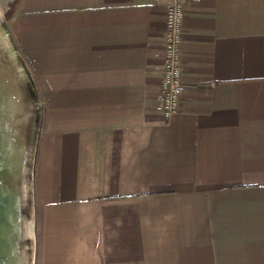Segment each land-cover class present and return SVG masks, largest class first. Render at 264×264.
I'll list each match as a JSON object with an SVG mask.
<instances>
[{
    "label": "crops",
    "instance_id": "0c3cea01",
    "mask_svg": "<svg viewBox=\"0 0 264 264\" xmlns=\"http://www.w3.org/2000/svg\"><path fill=\"white\" fill-rule=\"evenodd\" d=\"M164 118L165 0H12L42 97L36 264H264V0H184Z\"/></svg>",
    "mask_w": 264,
    "mask_h": 264
},
{
    "label": "water",
    "instance_id": "95a60500",
    "mask_svg": "<svg viewBox=\"0 0 264 264\" xmlns=\"http://www.w3.org/2000/svg\"><path fill=\"white\" fill-rule=\"evenodd\" d=\"M2 27H5L2 24ZM0 131L4 128L8 120L17 114H23L25 117L19 121L13 122L17 126L20 135L18 147L15 151L16 162L13 167L7 158L11 155L8 146L1 144L0 156V177L6 173H12L14 179L10 181L14 191H9L7 183L0 184V214L3 211V196L13 195L14 206L17 210V230L10 236H5V240L0 242V264H30L31 246L30 238L24 237L21 233V212L30 217L31 210V159L33 156V148L36 140L37 129L40 121V104L38 94L34 86L31 74L26 67L23 59L15 52L14 46L5 34L0 33ZM18 107V109L16 108ZM21 133L24 135L21 137ZM0 140L4 143L6 140L0 136ZM33 143L32 152L27 145ZM28 149V151H27ZM28 157L26 159V153ZM31 152V159H30ZM10 192V193H8ZM1 220V219H0ZM2 230L0 231V235ZM22 246L24 251V259H22ZM26 252V253H25Z\"/></svg>",
    "mask_w": 264,
    "mask_h": 264
},
{
    "label": "rangeland",
    "instance_id": "374dc122",
    "mask_svg": "<svg viewBox=\"0 0 264 264\" xmlns=\"http://www.w3.org/2000/svg\"><path fill=\"white\" fill-rule=\"evenodd\" d=\"M12 3V0H0V33L5 34L6 37L9 36L13 46H14V50L15 52L23 59L26 67L28 68L32 80L34 82V86L36 88L37 94H38V100H39V104H40V121H39V126L37 129V135H36V140L34 143V148H33V156L31 159V210H30V217L32 219V240L30 239L31 244V264H36V258H37V251H38V230L35 228L36 225V221L39 218V207L37 206L35 200H34V186H35V161H36V154H37V148H38V140H39V136H40V126H41V117H42V104H43V100L42 97L40 96L39 93V89L37 86V83L35 82L34 76L32 74V71L30 69V65L29 63L26 61V59H24L20 53L18 52V50H16L15 48V44L14 41L11 37V35L8 32V19L12 10V7L10 6V4ZM2 24H4L5 27H2ZM1 75V74H0ZM1 97V96H0ZM1 99V98H0ZM18 109V107H16ZM25 117V115L23 114H17L11 117L10 120L7 121V123L5 124L4 128L7 127L6 129L0 131V136H2V138H4L6 141L4 143H2V141L0 140V145H6L8 146V150L9 153L11 154L8 158L7 161H9V163L11 164V167L14 166L15 162H16V157H15V151L16 148L18 147V140H19V135L20 132L17 129L18 125L15 126L13 124L14 121L16 120H20L21 118ZM24 136L21 133V137ZM1 150H3V146H0V156H1ZM14 175H12V173H6L5 175L0 177V184L1 183H7L8 185V189L9 191H14V188L11 187V183L10 181H12L14 178ZM10 193V192H8ZM7 193H4L3 196H5V200H4V204H3V211L0 214V231L2 230V233L0 235V242L2 243V241H4L6 238L5 236H10V234L15 233L16 232V228H17V220H16V213L17 210L14 206V199L11 198L13 197V195L8 196L6 195ZM11 194V193H10ZM23 212H21V215L23 216Z\"/></svg>",
    "mask_w": 264,
    "mask_h": 264
},
{
    "label": "built area",
    "instance_id": "2783aa9c",
    "mask_svg": "<svg viewBox=\"0 0 264 264\" xmlns=\"http://www.w3.org/2000/svg\"><path fill=\"white\" fill-rule=\"evenodd\" d=\"M165 29L161 36L164 48V63L159 82L161 109L164 118H168L178 109L183 90L186 88L182 79L180 44L183 35L184 0H165Z\"/></svg>",
    "mask_w": 264,
    "mask_h": 264
},
{
    "label": "bare ground",
    "instance_id": "6f19581e",
    "mask_svg": "<svg viewBox=\"0 0 264 264\" xmlns=\"http://www.w3.org/2000/svg\"><path fill=\"white\" fill-rule=\"evenodd\" d=\"M32 146H33V143L32 141L30 140V143H28L27 147L29 148L30 147V151L32 152ZM28 151V149H27ZM31 152H30V159H31ZM28 157V152L26 153V159ZM21 233L24 237H28L32 240V219L29 218V216H27L26 214H23L22 216V220H21ZM31 243V242H30ZM32 244V243H31ZM27 247L31 246L29 244L26 245ZM22 259H24V249H23V246H22ZM26 253V252H25ZM24 264H28L27 263H24ZM30 264H31V261H30Z\"/></svg>",
    "mask_w": 264,
    "mask_h": 264
},
{
    "label": "trees",
    "instance_id": "16d2710c",
    "mask_svg": "<svg viewBox=\"0 0 264 264\" xmlns=\"http://www.w3.org/2000/svg\"><path fill=\"white\" fill-rule=\"evenodd\" d=\"M14 44H15V42H14ZM15 48H16V50H18V48H17V46H16V44H15ZM18 52H19V50H18ZM20 53V52H19ZM21 55V54H20ZM22 56V55H21ZM23 57V56H22ZM24 58V57H23ZM36 222H38V221H36ZM35 228H36V225H35Z\"/></svg>",
    "mask_w": 264,
    "mask_h": 264
}]
</instances>
